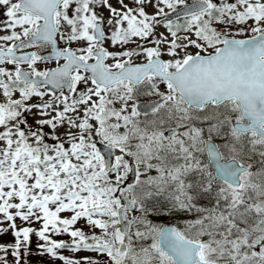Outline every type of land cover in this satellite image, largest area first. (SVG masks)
<instances>
[{
	"label": "snow or ice",
	"instance_id": "snow-or-ice-1",
	"mask_svg": "<svg viewBox=\"0 0 264 264\" xmlns=\"http://www.w3.org/2000/svg\"><path fill=\"white\" fill-rule=\"evenodd\" d=\"M0 9V264H264V0Z\"/></svg>",
	"mask_w": 264,
	"mask_h": 264
},
{
	"label": "rangeland",
	"instance_id": "rangeland-1",
	"mask_svg": "<svg viewBox=\"0 0 264 264\" xmlns=\"http://www.w3.org/2000/svg\"><path fill=\"white\" fill-rule=\"evenodd\" d=\"M149 11H151V9H149ZM105 15H107V13H105ZM161 31H163V29H161ZM3 34H5V33H3V32H2V35H3ZM18 223H19V222H18ZM63 238H65V239H66V237H63ZM4 239H5V240H9V239H10V237H5ZM64 254H65V255H70V253H67V252H66V253H64ZM81 255H83V253H82ZM57 264H59V262H57Z\"/></svg>",
	"mask_w": 264,
	"mask_h": 264
},
{
	"label": "flooded vegetation",
	"instance_id": "flooded-vegetation-1",
	"mask_svg": "<svg viewBox=\"0 0 264 264\" xmlns=\"http://www.w3.org/2000/svg\"><path fill=\"white\" fill-rule=\"evenodd\" d=\"M4 17H3V10L2 9H0V19H3ZM0 35H2V32H0Z\"/></svg>",
	"mask_w": 264,
	"mask_h": 264
}]
</instances>
